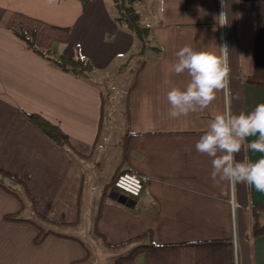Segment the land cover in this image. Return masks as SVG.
Returning <instances> with one entry per match:
<instances>
[{
  "label": "crops",
  "instance_id": "1",
  "mask_svg": "<svg viewBox=\"0 0 264 264\" xmlns=\"http://www.w3.org/2000/svg\"><path fill=\"white\" fill-rule=\"evenodd\" d=\"M132 3L149 29L144 52L150 54L117 111L123 115L117 170L103 188L119 173L137 171L148 177L137 199L114 189L105 196L85 191L87 170L94 176L95 167L104 166L108 144L102 139L114 132V125L105 131L106 101L94 77L140 51L136 35L119 20L117 0H0V170L22 181L34 199L23 206L0 184V264H95L94 249L110 256L107 264H264V235L252 236L248 212L264 206V192L214 182L212 158L195 148L229 99L234 113L264 103V86L246 82L264 77V1L226 0L223 26L221 0ZM21 29L45 49L81 53L96 74L85 79L57 69L28 47ZM224 44L231 97L221 91L205 110L170 117L167 93L190 79L174 73L176 52L191 46L218 53ZM32 113L59 125L73 148L42 132ZM262 156L242 149L236 159ZM0 181L23 190L1 175ZM21 210L26 219L49 221L44 226L52 233L35 243L37 226L5 219Z\"/></svg>",
  "mask_w": 264,
  "mask_h": 264
},
{
  "label": "clouds",
  "instance_id": "2",
  "mask_svg": "<svg viewBox=\"0 0 264 264\" xmlns=\"http://www.w3.org/2000/svg\"><path fill=\"white\" fill-rule=\"evenodd\" d=\"M225 7L226 0H221L218 17L221 26L228 23ZM228 49L227 44L220 46L218 53L184 46L176 52L174 73H187L190 79L183 89L174 87L167 93L170 117L205 110L221 91L226 98L231 97ZM195 148L212 158L214 182L228 181L233 186L243 183L264 192V156L255 161L236 159L242 149L264 154V103L249 112L234 113L229 99V106L209 121Z\"/></svg>",
  "mask_w": 264,
  "mask_h": 264
},
{
  "label": "trees",
  "instance_id": "3",
  "mask_svg": "<svg viewBox=\"0 0 264 264\" xmlns=\"http://www.w3.org/2000/svg\"><path fill=\"white\" fill-rule=\"evenodd\" d=\"M264 1V0H262ZM119 5V20L125 22L128 28L136 35L137 39L140 43V51L139 53L144 52L150 46V34L149 29L143 25L142 17L140 13L136 10L133 3L129 4L127 0H120ZM124 16V18H123ZM18 35L27 43L28 47L45 58L51 65L56 67L57 69L69 73L74 74L76 76L91 79V75L95 73V66L91 62V60L81 53H78L75 56H67L63 54L55 53L54 51L45 49L41 47L35 38L34 34H28L27 31L21 29L18 32ZM145 64V61L141 63V66ZM246 82L253 85L264 86V77H255L248 76L246 78ZM31 120L39 127V129L44 132L47 136L53 139L57 144L62 146L63 148L72 149V144L69 139V136L61 129V127L55 123L50 122L42 115L37 113H32L29 115ZM1 178H8L15 183H19L23 190L18 191L14 189L12 186L7 185L0 181V184L3 186L5 190L10 193L15 194L20 202L25 205L26 200H29L32 204H34V199L28 189V187L22 182L17 180L16 178L8 175L7 173L0 170ZM114 181L107 184L104 188L103 196L106 195L109 187L113 186ZM251 218H252V236L254 238L260 237L264 235V206L261 204L253 205L248 210ZM6 220L9 221H30L39 229V233L35 238V243H40L44 240V238L52 233L51 230H47L44 226V222H48L42 218L40 221L38 220H30L26 219L22 216V210L16 213L7 214L5 216ZM66 223H62L61 225H65ZM110 247H116L118 245H109ZM76 264V263H72Z\"/></svg>",
  "mask_w": 264,
  "mask_h": 264
},
{
  "label": "rangeland",
  "instance_id": "4",
  "mask_svg": "<svg viewBox=\"0 0 264 264\" xmlns=\"http://www.w3.org/2000/svg\"><path fill=\"white\" fill-rule=\"evenodd\" d=\"M149 52H137L130 57L124 59H117L107 70L97 73L95 80L98 82L101 90L104 93L106 101V113H105V131H108L110 125H114L112 130L114 131L109 137L104 140L102 139L101 145H107V151L104 153V166L97 170L95 167L94 176L87 170V181H86V195L92 196L100 193L103 196L104 184H106L111 176V171L117 170V163L114 160L115 153L118 154V141L120 135H118V128L123 120V115L118 117L117 111L122 109L124 106L127 93L131 86V83L135 80L137 68L144 62L149 56ZM125 65L123 70L120 69L122 65ZM96 74H92L93 77ZM115 111L112 114V111ZM118 138V141H117ZM109 142V143H108ZM93 172V170H92ZM90 174V175H89ZM113 174V173H112ZM93 180V182H92ZM113 189V186L109 187L106 195ZM102 190V191H101ZM101 196V197H102ZM105 251L93 250V259L95 264H107L110 261V256H105Z\"/></svg>",
  "mask_w": 264,
  "mask_h": 264
},
{
  "label": "built area",
  "instance_id": "5",
  "mask_svg": "<svg viewBox=\"0 0 264 264\" xmlns=\"http://www.w3.org/2000/svg\"><path fill=\"white\" fill-rule=\"evenodd\" d=\"M129 4L132 0H127ZM120 5V0H117ZM124 18V16H123ZM148 182V177L137 171L127 170L119 173L113 183V189L119 194L124 195L130 199H137Z\"/></svg>",
  "mask_w": 264,
  "mask_h": 264
}]
</instances>
